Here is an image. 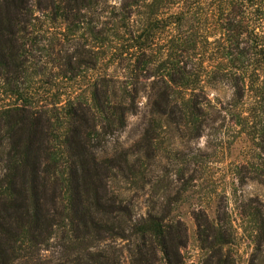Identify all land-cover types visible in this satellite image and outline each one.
I'll list each match as a JSON object with an SVG mask.
<instances>
[{
  "label": "trees",
  "instance_id": "1",
  "mask_svg": "<svg viewBox=\"0 0 264 264\" xmlns=\"http://www.w3.org/2000/svg\"><path fill=\"white\" fill-rule=\"evenodd\" d=\"M108 2L0 0V264H187L174 212L189 165L153 169L166 128L234 129L246 153L232 183L264 187V0ZM218 86L220 106L207 94ZM142 95L140 138L107 153ZM130 191L149 194L143 218ZM207 210L190 214L202 264H234L229 216ZM259 218L240 213L256 243ZM49 248L58 259L39 260Z\"/></svg>",
  "mask_w": 264,
  "mask_h": 264
},
{
  "label": "rangeland",
  "instance_id": "2",
  "mask_svg": "<svg viewBox=\"0 0 264 264\" xmlns=\"http://www.w3.org/2000/svg\"><path fill=\"white\" fill-rule=\"evenodd\" d=\"M116 3L117 0H109L108 5ZM44 85L45 83H39L34 87L41 94ZM207 94L217 106L224 105L230 98V91L222 86L208 90ZM42 96L40 101H44ZM137 103V113L128 117L125 129L106 145L107 153L115 149H127L140 138L147 115L148 99L142 95ZM220 124L219 120L216 121L212 128H207L196 140H187L174 128H166L159 139L160 152L157 166L153 168L154 175L160 177L164 166H168L171 171L175 169L177 171L189 165L184 180L187 191L174 212L176 217L183 219L188 230V245L183 251L187 264H202L203 261V255L196 243L195 225L190 217L191 211L201 208L208 209L210 217L221 219L223 212L228 214L235 231L234 242L229 247L234 264H248L259 252L264 263V241L256 243L257 240H253L249 234H243L241 231L243 222L240 220L243 207H250L259 211V224H264V187L252 181L245 185L232 183L231 170L243 161L246 146L234 129L225 132L219 129ZM176 187H180V182L176 183ZM124 195L135 203L136 217L143 218L147 211L149 194L130 191ZM57 259V250L54 248L41 251L39 254V260L43 262Z\"/></svg>",
  "mask_w": 264,
  "mask_h": 264
}]
</instances>
